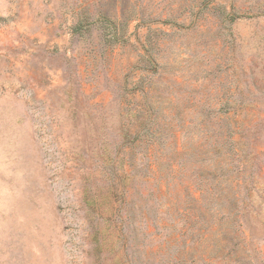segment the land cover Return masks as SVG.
Returning <instances> with one entry per match:
<instances>
[{
    "label": "rangeland",
    "instance_id": "obj_1",
    "mask_svg": "<svg viewBox=\"0 0 264 264\" xmlns=\"http://www.w3.org/2000/svg\"><path fill=\"white\" fill-rule=\"evenodd\" d=\"M0 264H264V0H0Z\"/></svg>",
    "mask_w": 264,
    "mask_h": 264
}]
</instances>
